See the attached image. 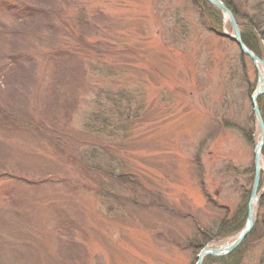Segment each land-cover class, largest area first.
Segmentation results:
<instances>
[{
	"label": "rangeland",
	"instance_id": "obj_1",
	"mask_svg": "<svg viewBox=\"0 0 264 264\" xmlns=\"http://www.w3.org/2000/svg\"><path fill=\"white\" fill-rule=\"evenodd\" d=\"M229 1L241 34L264 19V0ZM222 16L196 0H0V264H198L235 242L264 68ZM260 156L239 264H264Z\"/></svg>",
	"mask_w": 264,
	"mask_h": 264
},
{
	"label": "trees",
	"instance_id": "obj_2",
	"mask_svg": "<svg viewBox=\"0 0 264 264\" xmlns=\"http://www.w3.org/2000/svg\"><path fill=\"white\" fill-rule=\"evenodd\" d=\"M221 1L227 6V8L230 11H232V13L234 14V16L237 19L241 18L239 10L231 1H229V0H221ZM196 2L202 8L203 13L208 14L212 18L216 17L213 20H215L216 24L218 23L221 25L223 16H222V12L219 8L213 6L207 0H196ZM26 12H27V15L24 18L32 17L33 12L31 11V9H29V8L26 9ZM40 14H45L44 10L40 11ZM50 27L54 30L52 25H50ZM213 31H215V30H213ZM217 31H220V30H218L216 28L215 32H217ZM242 37H243L244 44L251 51H253L261 59L264 58V49H263L262 44H261V42L264 41V19H257L254 21L252 20V24L246 28V31L243 30ZM68 55H70V54H68ZM258 102H259V107H260L262 113H264V96L260 97ZM0 120L2 121V120H4V118H1ZM7 122H8V120H5V123H7ZM0 126H5V125L0 124ZM263 156H264V149H263ZM254 172H255V170L253 168V173ZM122 177H124V176L119 175L116 178L120 179ZM18 179H21V178H18ZM253 184H254V176L251 179V185H253ZM251 192H252V189L249 192V196H247L246 202L244 203L242 210L236 215V217L233 219V221L231 223H229L227 236L238 234L244 228L246 221H247V216H248V204H249ZM260 206L264 207V197L260 201ZM225 225L226 224H223L222 228ZM263 227L264 226H261V229H263ZM256 230H257V228L255 227V229L252 230L251 234L243 242L244 244L240 248H238L236 251L231 253V255H228L227 257H220V258H213L212 256H209L207 258V261L205 264H213L216 262H217V264H239V262H241L240 260L242 257V252L245 251L244 249L246 248L247 244L249 242H251V240H253V239L255 240V236L257 235ZM223 231H225V229L221 230V232H223ZM223 235H221V236H223Z\"/></svg>",
	"mask_w": 264,
	"mask_h": 264
},
{
	"label": "water",
	"instance_id": "obj_3",
	"mask_svg": "<svg viewBox=\"0 0 264 264\" xmlns=\"http://www.w3.org/2000/svg\"><path fill=\"white\" fill-rule=\"evenodd\" d=\"M207 1L210 2L211 4L217 6L218 8H220L222 10V12L224 13L225 17L229 19V21H230V23L234 29V32H235V35L232 36L231 38H233L235 40V42L239 45L241 51L244 54L250 56L255 64L259 63L264 68V61L261 60L258 56H256L252 51H250L246 47V45L244 44V42L242 40V34L239 30L238 22H237L235 16L233 15V13L220 0H207ZM261 82H262V80L260 79L259 88L257 89L256 93L252 97V101H253L254 106H255V114H256V117H257L259 124L262 128L263 135H262L261 141L259 142V144L257 145L256 150H255L256 177H255V183H254V187H253L252 195H251V199H250V204H249V215H248L247 224H246L245 228L242 230V232L240 233V235L238 236V238L235 240V242L232 243L231 245L221 247V248H217V249H214L211 247L205 248L201 252V254L198 256V264H203V260L206 256L220 257L223 255V253H230V252L234 251L240 244L243 243V241L246 239L248 233L253 229V227L255 225V218H253V203L258 199V188H259L260 177H261V169H260L261 156H260V152H262V150L264 148V120H263L261 111H260L259 107L257 106L258 98L264 93V84L261 85Z\"/></svg>",
	"mask_w": 264,
	"mask_h": 264
},
{
	"label": "bare ground",
	"instance_id": "obj_4",
	"mask_svg": "<svg viewBox=\"0 0 264 264\" xmlns=\"http://www.w3.org/2000/svg\"><path fill=\"white\" fill-rule=\"evenodd\" d=\"M227 20H228V18H227ZM261 73L263 74V76H262V78H261V80H262V82H261V85H263L264 84V71H261ZM259 103V102H258ZM262 167H263V164H262V159H261V164H260V169H262ZM255 183V182H254ZM253 187H254V184H253ZM259 189H260V183H259V188H258V191H259ZM252 190H253V188H252ZM251 195H252V192H251ZM255 215H256V202H254L253 203V218H255ZM247 221H248V219H247ZM247 221H246V224H247ZM246 224H245V226H246ZM245 226H244V228H245ZM243 228V229H244ZM254 228V227H253ZM253 230V229H252ZM252 230L248 233V235H247V237L251 234V232H252ZM239 236V235H238ZM246 237V238H247ZM238 238V237H237Z\"/></svg>",
	"mask_w": 264,
	"mask_h": 264
}]
</instances>
